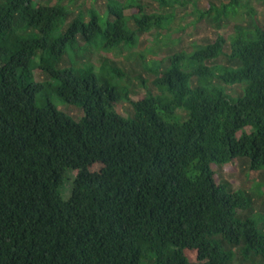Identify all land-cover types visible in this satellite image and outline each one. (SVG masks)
Instances as JSON below:
<instances>
[{
	"label": "trees",
	"instance_id": "obj_1",
	"mask_svg": "<svg viewBox=\"0 0 264 264\" xmlns=\"http://www.w3.org/2000/svg\"><path fill=\"white\" fill-rule=\"evenodd\" d=\"M157 1L188 2L213 27L236 18L234 33L163 62L141 53L139 71L157 75L162 93L137 75L145 95L132 100L133 84L111 60L120 93L92 68L73 71L78 42L129 51L152 30L170 31L172 12L147 14L139 0H106L103 13L75 0H0V264H264L263 218L216 172L242 161L264 200V25L251 5L264 0L202 10L200 0ZM158 37L155 47L174 49ZM35 68L80 119L49 101L37 106ZM234 85L231 98L224 87Z\"/></svg>",
	"mask_w": 264,
	"mask_h": 264
},
{
	"label": "rangeland",
	"instance_id": "obj_2",
	"mask_svg": "<svg viewBox=\"0 0 264 264\" xmlns=\"http://www.w3.org/2000/svg\"><path fill=\"white\" fill-rule=\"evenodd\" d=\"M46 1H49L50 4H53L55 2V0H40L41 3ZM139 1L140 5L144 9V12L147 14L156 13L163 15L165 13L172 12V21L169 26L170 31L152 30L150 33L143 35L140 41L136 43V46L129 51L113 49L111 51H108V53H105L103 51H95V48H93L92 46H86L85 48H83V43L79 41L77 47L82 48V53L79 59V66H74L73 71H77L79 74V72L83 70L92 68L93 73L95 74L98 81L102 82L103 80H106L109 85L115 87L120 93L119 90H125L126 87L121 86L123 85V82L118 79H114L109 70L106 68L107 61L111 60L114 62L116 67L121 69L123 74L127 76L128 80H130V82L133 84V86L130 88V92H132L130 94V97L132 100L144 97L145 95L144 88L136 84L134 76L137 75L142 77V80L145 81V88H148L151 91V94L160 95L162 91L153 85V81L157 75L144 73L141 72V70L139 71V67L136 65V63L139 64V62L137 61L139 57L143 56V61L145 62H163L165 57H169L173 53H189L194 50L193 47L205 46L207 43H212L216 39L217 35H220L224 39H227L234 33L233 26L234 21H237L236 18L234 20L229 17V19H225L223 21V26L213 27L205 20H197L192 10L191 4L188 2L184 6L175 4L172 6V8H170L169 5H163V8H161L160 2L157 0ZM75 2L76 4H80L82 2L83 5L84 0H75ZM210 2L217 3V0H200L199 9H206L207 4H209ZM86 5H92L95 10H98L99 13H103L106 5V0H87L84 3V6ZM251 5L255 9L260 23L264 25V4L261 2H253ZM125 14L129 15L130 12L126 11ZM238 14L243 15L242 17L246 18L245 11L243 9H239ZM155 35H159L158 38L167 36L170 37L173 41L176 42L173 47L174 49L169 50L164 45H161L162 43L158 47H155ZM148 50L151 54H144ZM141 53L144 55L141 56ZM79 55L80 53H77L73 56L76 57ZM104 59H106L105 62L103 61ZM219 64L222 65V62H219ZM60 66L63 67L67 65L61 64ZM33 77L35 82L43 83V88L36 97V104L38 107H43L46 102L49 101L58 109H61L65 114L69 116L71 115L75 119H80L83 116L79 108L64 103L55 95V91L53 90V88L56 86V82L54 79L50 78L47 80L46 74L40 71V69L36 68L33 71ZM215 84H217L216 81ZM191 85H196L195 80L192 79ZM224 89L231 98H235L240 94L241 86L234 85L224 87ZM115 108L116 112L124 117L127 115L126 112L129 110L128 105L124 102H120ZM177 114L181 119L185 118V114L182 111H178ZM216 172L219 175V178H221L223 181H227L233 188V190H243L252 197L253 215L257 216L258 218H263V221L260 225L264 229V200L261 196H259L258 193L259 191H261V189L257 190L255 186L258 182L259 175L257 173H248L242 161H238L231 167H222ZM73 176H75V173H72L70 176L68 174L66 177V180H68L65 181L62 187L63 198H68L70 196ZM238 256L240 255L238 254ZM234 264L239 263L236 260ZM246 264H262V261L255 260L252 263Z\"/></svg>",
	"mask_w": 264,
	"mask_h": 264
}]
</instances>
